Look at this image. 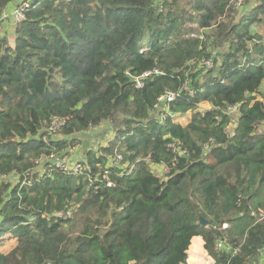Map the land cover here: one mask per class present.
I'll return each mask as SVG.
<instances>
[{"label":"trees","instance_id":"16d2710c","mask_svg":"<svg viewBox=\"0 0 264 264\" xmlns=\"http://www.w3.org/2000/svg\"><path fill=\"white\" fill-rule=\"evenodd\" d=\"M15 35L0 28V264H186L195 236L214 264H254L264 0H36ZM102 125L79 172L54 164Z\"/></svg>","mask_w":264,"mask_h":264},{"label":"crops","instance_id":"0c3cea01","mask_svg":"<svg viewBox=\"0 0 264 264\" xmlns=\"http://www.w3.org/2000/svg\"><path fill=\"white\" fill-rule=\"evenodd\" d=\"M14 6H15L14 2L10 3L7 6L2 16V19L0 20V28H2L4 33L7 34L12 44L15 42V38H16V35H15L16 23L12 16ZM11 35H13V38L11 37ZM8 240L10 243H12V247H11L12 249L16 245V240L11 239V238ZM204 244H205V241L202 236H195L192 239L191 246L188 250L189 256H188L186 264H214V259L209 255V253L204 247ZM4 252H7V251H4ZM254 264H264V248L259 251V254Z\"/></svg>","mask_w":264,"mask_h":264},{"label":"built area","instance_id":"2783aa9c","mask_svg":"<svg viewBox=\"0 0 264 264\" xmlns=\"http://www.w3.org/2000/svg\"><path fill=\"white\" fill-rule=\"evenodd\" d=\"M15 6L13 9V13L12 16L14 18V21L16 23V25L18 24V22H20L22 19H24L25 17V12L27 10V8L30 6V0H15L14 1ZM206 65H211V61H206L205 62ZM149 75V73H145L143 76ZM138 86H142L143 82L142 80H138L137 82ZM175 96V94L170 93L168 96V99L171 100L173 99ZM239 105H235L231 108H229L230 112H234L236 110H238ZM57 126L58 125H54L51 127V131L55 132L57 130ZM208 148V145L206 146ZM119 158H121V156H119ZM52 159H54V164L60 168L65 170L68 173H76L79 172L82 168H81V164L78 161H69V160H65V159H59L56 158L55 156L52 157ZM165 172L168 171V168L164 169ZM109 185H112V183L110 182ZM62 213H59V216H61ZM227 225H224V227H226ZM225 246L224 242L221 241L220 243H218V247L219 248H223Z\"/></svg>","mask_w":264,"mask_h":264},{"label":"rangeland","instance_id":"374dc122","mask_svg":"<svg viewBox=\"0 0 264 264\" xmlns=\"http://www.w3.org/2000/svg\"><path fill=\"white\" fill-rule=\"evenodd\" d=\"M2 32H4V31L2 30ZM11 37L13 38V35H11ZM106 126H108V125H102L98 128H92V129L88 130L87 132L81 133L80 137L84 140V143L82 145H80L79 148H77L73 152V154H71V152L69 154H67V156L65 157V160H69L72 162L76 161V159L80 158V151L84 150L85 147L86 148L87 147L88 148L96 147L100 142L105 141L106 138H105L104 134H106ZM55 134H56V132H55ZM109 134H110L109 135L110 137L113 135L111 132ZM3 241L4 242H2L0 244V249H2L3 251L10 250L12 247V243H10L8 239H5Z\"/></svg>","mask_w":264,"mask_h":264},{"label":"water","instance_id":"95a60500","mask_svg":"<svg viewBox=\"0 0 264 264\" xmlns=\"http://www.w3.org/2000/svg\"><path fill=\"white\" fill-rule=\"evenodd\" d=\"M32 3L33 2H35L36 0H30ZM262 127H263V130H264V122H263V124H262ZM201 222L203 223V224H206L207 223V220H205L204 218H201Z\"/></svg>","mask_w":264,"mask_h":264}]
</instances>
